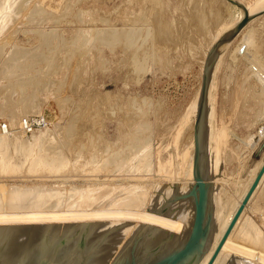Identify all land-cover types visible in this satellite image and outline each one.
Returning <instances> with one entry per match:
<instances>
[{
    "label": "rangeland",
    "instance_id": "1",
    "mask_svg": "<svg viewBox=\"0 0 264 264\" xmlns=\"http://www.w3.org/2000/svg\"><path fill=\"white\" fill-rule=\"evenodd\" d=\"M2 1L0 0L3 8L6 5L5 7L10 9L8 8L6 11L5 8L0 11V14L3 10L7 12L3 11L4 14H1L3 19L7 18V21L3 20L5 25L2 23V26H4L0 28L1 31L4 30L0 35V40H2L0 41V47H2L0 48V125L8 122L11 127V133L3 134L0 131V136L6 137L3 139L6 142L8 139L9 144L7 142V145L9 146L11 143V146L7 148L6 142L1 141L2 138H0V142H4V144H0L1 146L3 145L0 148L3 153L6 148L8 151L11 150L12 156L8 154L10 156L8 158H13L11 159L12 162H9L11 160L7 158V152L5 151L4 153L5 157L0 151L2 154L0 163L2 162L3 164L5 162L7 165H0V180L2 179L0 181V191L6 190L5 192H0L2 195H0V213H3L4 210L7 214H9L7 211L11 213L17 212L20 217H23L21 219L30 215L25 218L27 219L25 222L29 221L30 223L27 222L26 229H24L25 224L22 223L24 220L22 221L19 218L20 222H16V224H19L15 225L16 229H14L12 237H10V246L8 245L7 247V249L9 248L8 251L0 252L6 253L4 256L7 259L11 256L12 259L21 254L23 255V253H25V257L28 258L29 254L31 257V253L33 254L34 252L33 249L36 248L40 241H45V237L46 240H51V238H54L52 235L55 233L53 235L55 236L59 232L57 239L58 237L60 239L54 245V249L56 248L55 246L58 248L63 242L68 241L67 239L73 242L75 240L80 241L81 238L79 243H75V247L77 250L81 249L84 254L80 256V259L83 257L81 260H75L76 264H120L122 260L124 262L122 261L121 264H151L163 256L174 254L183 247L180 246V241L182 240L184 245L194 234L197 215L196 203H198L201 195L198 189L199 184L195 178L197 156L196 129L200 121V114L203 113L201 118L203 128H201L200 135L203 143L205 140L202 170L207 178L206 183L208 185V207L203 226L205 239L207 237L208 239L206 241L204 239V248L202 247V250L197 252L196 261L194 260L197 264L199 259L198 264H201L203 258L209 253L208 251H211L209 248L215 245L214 243L217 242L227 221L241 204L243 200L241 196L244 195L249 180L253 178L254 171L264 161V135L260 134V129L264 126V11L261 12V9L264 10V0H234L239 2V4L232 2V0H13L12 4L16 2L14 5H11L10 0H5L3 3ZM6 1H9L10 5ZM1 4L0 9L2 8ZM243 6L247 9L243 8ZM253 8L257 9L254 10ZM246 13L257 14L253 16L249 25L245 26L237 34V24ZM11 16L15 19L14 21ZM250 37L251 39L249 40ZM250 42L253 45H248L251 44ZM2 68L3 70H1ZM208 68H210L209 82L212 83H209L208 93L203 97L204 76ZM17 113L20 115H16ZM16 116L17 119L19 118L18 120L13 119ZM26 117L42 118L44 124L35 132L25 134L19 125ZM14 121L15 125L13 124ZM16 122H19V124ZM18 131H20L22 136L18 134ZM217 134L220 135V138L216 137L219 136ZM35 135H37V139ZM256 136H260V139L254 144ZM9 138L11 140L16 139V142L21 140L22 143L19 142L21 147L16 145L18 143H15L14 140H10V142ZM35 144H37L36 146L39 150L46 152L47 156L45 155V157L48 159L50 158L48 156L49 153L51 158H53L52 154L60 156L63 154L62 156H66L64 159L62 156H58V158L60 157L58 162L61 158L63 159L61 160L62 162H59L60 164L55 162L57 160L56 156L55 161L52 163V166L56 163L54 167L57 166L59 168L60 165L63 168L69 162L70 166H72L71 164L76 162L75 164L77 165V162L80 161L79 163H81L82 161L88 169H85L84 166L82 167V164H78L79 166L77 165V167L74 164L73 168L71 167L72 171L69 169L68 164L66 166L68 170L66 167L64 169L52 167L53 171L51 165H49L52 162L51 158L48 161L49 163H46L47 158L43 157L42 159L44 154L36 151L38 148L34 146ZM4 146L6 147L4 148ZM31 146L36 149L32 150ZM17 149L20 150L18 151ZM28 151L39 152V155L36 153L34 156L38 158V155L39 160L33 158V152H31L33 155L31 153L30 155ZM40 154L42 155L41 157ZM187 154L189 158L186 157ZM24 156L32 157L30 160L25 157L26 161H24ZM4 158L5 160L8 159L10 165L6 163L7 160L4 161ZM32 158L36 161H33ZM69 159L71 160L69 161ZM22 161L24 162L22 163ZM27 161L28 163H26ZM30 161L36 168L34 167L33 169L29 165ZM38 161L42 162V164L45 162L46 166H50L51 169L49 168V171L52 170L51 173H48L50 175H46L47 177L42 175L43 172L45 174L48 171V168L43 166L44 164L39 165ZM15 162L18 165L26 163L29 169L31 167L34 170H32L33 173L29 172L32 176L29 175L28 177L29 173L26 175L28 169L25 165V167L23 166L24 170H26H23L24 174L23 171H20L23 167L16 165ZM35 162H38L37 165L41 166L40 168L38 167L40 172L37 170V174ZM11 163L15 164H12L13 167L22 168L16 167L15 170L17 171L13 173L15 171L14 168L13 172L12 169L7 170L10 166L12 167ZM62 163L64 166L61 165ZM33 164L31 165L33 166ZM215 165L216 170L214 168ZM80 166L82 169L76 170ZM6 167L7 172L4 170ZM1 168L7 176L1 171ZM60 169L63 171L67 170V172L65 173V171L63 172ZM18 170L20 175H18ZM78 170L80 173H77ZM210 170L213 173L209 172ZM11 172L14 176L11 175ZM54 172L55 174L56 172L60 174L55 175ZM72 172L73 174H70ZM33 175L38 176L34 177ZM32 182L41 183V186L33 183L34 186ZM14 185H18L17 188L16 186L12 187ZM21 186L26 188L22 189ZM35 187L37 188L36 191ZM85 192L88 194L87 196ZM3 193L6 196L4 195L3 197ZM25 194L27 201H24ZM50 194L53 195L51 196ZM55 194H58L57 197ZM60 194H63V196L69 194L68 196L73 195V197L70 199L67 196L68 200L66 197L65 199L63 197L60 198ZM89 194L95 195L96 198L94 197L95 199L93 200V196L91 197ZM255 194L253 200L249 201L239 218L236 227L231 232L227 244L219 255L217 264H239L242 261H237V259H241V256L246 257L245 259L242 258L245 264H247L248 260V264L264 263V261H261L264 260V254H262L264 253V245L261 244L264 243V239H262L264 237V181ZM125 196L126 199L124 198ZM130 196L132 199L135 196L133 200L130 199L134 203H132L133 205H137L136 207L131 206L133 210L128 205L131 204L128 199ZM183 196L186 198L183 199ZM190 196L192 203L187 199ZM217 196H221L220 198L222 199L219 200ZM32 197L35 198L33 199ZM86 197L87 199H85ZM88 197H91L92 200ZM99 197L101 198L99 199ZM119 197L122 201L127 200L128 203L123 201L125 205L121 202L122 207L121 203L119 204V200H121ZM216 197L217 201L214 199ZM31 198L32 200H30ZM36 199H39L40 204ZM28 200L30 201L28 202ZM45 200H48L47 205H50V203L55 205L50 208L51 213H48L51 205L49 207L46 206ZM80 200L86 203L89 202V204L81 203ZM179 200L183 201L185 206H182L183 202L180 203ZM50 201L58 203L55 202L54 204V202ZM90 201H93L91 205ZM106 201L107 203H105ZM176 201H179L181 206ZM41 202L44 203L42 204ZM98 202L99 207L98 205L94 206ZM188 202H190L191 206ZM63 203L65 205H60ZM31 205L33 206L32 208ZM41 205H44V210L48 207L46 210L48 212L44 211L48 213L47 216L44 215V212L42 213L43 208ZM114 205H116V210ZM118 205H120V211L117 210L119 209L117 208ZM124 205L127 210L123 209ZM56 206L58 207L56 208ZM60 206H64V209ZM73 206H77L82 211V214L86 212L85 210L87 212L91 210L92 213L80 215V210L77 207L75 209ZM192 206L195 208L191 209ZM218 206H221L219 207L220 209H218ZM11 207H14L13 211L9 210ZM54 207L58 212L54 211L56 210ZM59 207L64 211L58 210L60 209ZM68 207L69 209L73 207L78 212L72 209L71 211ZM121 207L124 212L129 209V213H123ZM181 207L187 208V211L184 208L185 220L188 219L189 215L193 214L188 221L184 220L185 216L180 209ZM177 208L180 209V213L182 211L181 216ZM214 208L221 211L215 212L213 211ZM39 209L41 217L34 213L35 211L39 213ZM52 209H54L53 212ZM145 209L150 213L152 210V213H148ZM153 209L155 210L154 215H152ZM170 209H177L179 215L176 214L177 210L175 213V211H170ZM130 210L134 211L135 215H131L132 212ZM165 210L169 211L167 212L168 214L172 212L175 216H180V218L170 214L174 218L170 217L171 219H168L169 215L167 216V213L164 212ZM72 212L73 214L75 212V216L71 214ZM186 212L188 213L185 214ZM60 213L63 216L65 215L64 223L61 222L64 217L60 216ZM66 213L71 216L67 214L68 217ZM103 213H107V215H103ZM49 214L55 217H51ZM55 214H59L58 216L60 217ZM101 215L104 222L110 226L105 225L104 222H99L98 224V221H102ZM108 215L109 217H105ZM147 215L152 220L146 218ZM158 215L159 217H157ZM32 216L37 218L34 220L36 225H33L34 221L32 219L34 218ZM42 216L45 217L43 218ZM216 216L219 221L217 218L213 219ZM53 218L58 219L54 220ZM69 218L76 219L75 222L77 221L76 223L78 224ZM81 218L86 219V221ZM94 218L98 220L96 221ZM176 218H183L182 220L185 222ZM42 219L43 222L41 221ZM48 219L50 220L48 221ZM57 220L60 221L59 223L62 227L59 226L61 228L57 224L55 225V222H58ZM216 220L217 223H214ZM69 221L74 225H69ZM189 221V228H186ZM50 222L54 223V226ZM143 222L146 224H143ZM180 222L181 224L179 225ZM131 223L135 226H132ZM28 224L30 231L27 227ZM213 224L217 229L212 228ZM215 224L218 225L216 226ZM41 225L42 228L44 225L43 229H40ZM66 225L68 229L70 228L69 230L66 229ZM71 225L74 226V229L71 228ZM84 225L88 226V230L87 228L82 229ZM137 225L142 228H137ZM145 225L146 229H149L148 231L145 230ZM36 226L39 228L37 229ZM55 226L58 227L56 230ZM104 226H107L108 229ZM127 227L130 230H128L129 233L125 230ZM20 228L23 230V234H21ZM45 229L49 231H45ZM101 229L105 231L101 233ZM135 229H137L136 234H134ZM160 229H163V231L172 229L171 232L173 233H176V230L179 231L176 237L171 232L170 235L169 232H164L163 235L165 236L167 233L168 237L165 236L164 238L162 235L163 241L160 238L162 237L161 233H158ZM208 229H212V232L210 230L209 233ZM24 230L26 231L25 233ZM84 230L85 232H83ZM123 230L126 231V235ZM35 231L38 234L34 233ZM163 231L161 230L160 232L163 233ZM180 231H183L182 233L186 236H182L183 234ZM39 232L44 234L40 233L41 236ZM69 232L72 237L74 236V239L72 237L70 239L71 234ZM89 232L91 233L88 234ZM130 232L131 234L133 233V236L130 235ZM214 232L215 234H211ZM80 234L81 236H79ZM95 234H99V236ZM127 234L130 236H127ZM148 234L149 236L152 234L151 237L161 240V242L156 240V243L153 238L148 239ZM260 235L261 237L258 239ZM135 236L141 238L137 241ZM38 237L41 238L39 239ZM92 237H94V240ZM113 237L116 241H114ZM119 237L123 240V243ZM179 237L181 238L179 239ZM186 237L188 239H184ZM28 238L29 240H27ZM31 238L33 241L39 239V242L36 240L37 243L33 244ZM167 238L171 239V241L178 238V241L176 240L177 243L176 241L169 243L170 240ZM256 238L258 239L257 243L260 242L261 245L255 244ZM143 239H145L144 241L148 240L149 243L143 244L145 243ZM211 239L214 243L212 241L208 242ZM26 240L28 242H25ZM24 242L25 244H30H26L28 248L24 246ZM88 242H90V246L87 249ZM120 242L123 245H120ZM124 242L126 244L130 242V244L126 246ZM160 243L162 247L165 246L164 249L159 246ZM31 244H33L32 247H29ZM167 244L169 246L173 244L172 248L175 250L172 251L171 248L170 252H168ZM115 246L119 249L120 246H123V250L113 248ZM24 247L25 249L27 248L26 251H29V254L23 249ZM103 248L108 249L104 250ZM114 249L116 253L113 252ZM9 251L12 252V255ZM14 251L16 254L18 252L20 254L16 255ZM201 251L206 255L202 254ZM51 253L53 251H49L48 255L51 256ZM67 253H70V251L62 254L65 256ZM1 256L0 259H3L4 257ZM200 256L201 258H199ZM262 256L263 258H261ZM120 257L122 260H119L121 259ZM95 258L98 259L96 260ZM195 263L193 262V264Z\"/></svg>",
    "mask_w": 264,
    "mask_h": 264
},
{
    "label": "bare ground",
    "instance_id": "2",
    "mask_svg": "<svg viewBox=\"0 0 264 264\" xmlns=\"http://www.w3.org/2000/svg\"><path fill=\"white\" fill-rule=\"evenodd\" d=\"M1 1H2V0H1ZM4 1H5V0H4ZM4 1H2V3H3ZM10 1H11V5H14V4L16 3V2H15V3L12 4V1H13V0H10ZM8 2H9V1H8ZM8 2L6 1V3H8ZM13 2H14V1H13ZM232 2H233V1H232ZM0 4H1V2H0ZM1 5H2V4H1ZM4 5H5V3H4ZM8 5H10V4L8 3ZM31 5H32V4H31ZM234 5H235V4H234ZM5 6H6V5H5ZM5 6H4V8H3V5H2V8L0 9V11H1L2 9H5V8H6ZM29 6H30V5H29ZM236 6H237V5H236ZM256 6H257V5H256ZM260 6H261V5H260ZM262 6H263V5H262ZM10 7H12V6H10ZM27 7H28V6H27ZM237 7H238V6H237ZM252 7H253V6H252ZM254 7H255V6H254ZM8 8H9V7L6 8V11H7ZM28 8H29V7H28ZM230 8H231V7H230ZM9 9H10V8H9ZM15 9H16V8H15ZM240 9H241V8H240ZM242 9H243V8H242ZM250 9H252V8H250ZM253 9L256 10L257 8H256V9L253 8ZM258 9H259V8H258ZM13 10H14V8L12 9V12H13ZM261 10H262V9H261ZM3 11L5 12V10H3ZM3 11H2L1 14H4ZM240 11H241V10H240ZM250 11H251V10H250ZM16 12H17V11H16ZM248 12H249V11H248ZM253 12H254V11H253ZM5 13H7V12H5ZM156 13H157V12H156ZM229 13H230V12H229ZM240 13H242V12H240ZM250 13H252V12H250ZM250 13H249V14H250ZM1 14H0V15H1ZM9 14H10V13H9ZM242 14H243V13H242ZM5 15H6V14H5ZM6 16H7V15H6ZM240 16H241V15H240ZM256 17H257V16H256ZM11 18H12V16H11ZM30 18H31V17H30ZM240 18H241V17H240ZM259 18H260V17H259ZM5 19H6V20H5ZM5 19H3L2 15L0 16V28H1V27L3 28V26L5 25L4 23L7 21V18L5 17ZM64 19H65V18H64ZM241 19H242V18H241ZM252 19H253V18H252ZM252 19H251V20H252ZM3 20L5 21L4 23H3ZM12 20L14 21L15 19L12 18ZM142 20H143V19H142ZM236 20H237V18H236ZM251 20L249 21V23L251 22ZM259 21H260V20H259ZM262 21H263V19H262ZM155 22H156V21H155ZM233 22H234V21H233ZM2 23L4 24L3 26H2ZM249 23H248L247 25H249ZM136 24H137V23H136ZM151 24H152V23H151ZM251 24H252V23H251ZM260 24H261V23H260ZM7 25H8V24H7ZM158 25H160V24L158 23ZM247 25H246V26H247ZM263 26H264V25H263ZM225 27H226V26H225ZM7 29H8V28H7ZM5 30H6V29H5ZM133 30H134V29H133ZM3 31H4V30L1 31V29H0V35H1V33H3ZM8 31H9V30H8ZM136 31H137V30H136ZM138 31H139V30H138ZM140 32H141V31H140ZM140 32H139V33H140ZM150 32H151V31H150ZM105 33H106V32H105ZM159 33H160V32H159ZM239 33H240V32H239ZM151 34H152V33H151ZM237 34H238V32H237ZM7 35H8V34H7ZM106 35H107V34H106ZM155 35H156V34H155ZM3 36H4V35H3ZM141 36H142V35H141ZM146 36H147V35H146ZM249 36H250V35H249ZM251 36H252V34H251ZM5 37H6V36H5ZM5 37H4V38H5ZM136 37H137V36H136ZM157 37H158V36H157ZM0 38H1V37H0ZM105 38H106V36H105ZM233 38H234V37H233ZM252 38H253V37H252ZM135 39H136V38H135ZM140 39H141V38H140ZM250 39H251V37L249 38V40H250ZM164 40H165V39H164ZM164 40H163V41H164ZM249 40H247V41H249ZM255 40H256V39H255ZM0 41H2V40H0ZM106 41H107V40H106ZM137 41H138V40H137ZM146 41H148V40H146ZM155 41H156V40H155ZM251 42H252V41H251ZM251 42H250V43H251ZM253 42H254V38H253ZM0 43H1V42H0ZM144 43H145V42H144ZM174 43H175V42H174ZM172 44H173V43H172ZM255 44H256V43H255ZM262 44H263V43H262ZM0 45H1V44H0ZM4 45H5V44H4ZM137 45H138V44H137ZM143 45H144V44H143ZM143 45H142V46H143ZM248 45H253V44L251 43V44H248ZM248 45H247V47H248ZM2 46H3V45H2ZM255 46H256V45H255ZM259 46H260V45H259ZM253 47H254V46H253ZM261 47H262V46H261ZM0 48H2V47H0ZM245 48H246V46H245ZM248 48H249V47H248ZM254 48H255V47H254ZM244 50H245V49H244ZM0 51H1V49H0ZM21 51H22V50H21ZM235 52H236V51H235ZM16 54H17V53H16ZM242 54H243V53H242ZM0 55H1V54H0ZM4 55H5V54H4ZM11 56H12V55H11ZM9 57H10V56H9ZM0 58H1V57H0ZM138 58H139V57H138ZM3 62H5V61H3ZM6 63H7V62H6ZM254 63H255V62H254ZM257 64H258V63H257ZM0 65H1V64H0ZM258 66H259V65H258ZM6 69H7V68H6ZM1 70H3V68H2ZM16 70H17V69H16ZM217 72H218V71H217ZM215 73H216V72H215ZM212 76H214V75H212ZM212 78H214V77H212ZM209 83H210V82H209ZM211 83H212V82H211ZM211 83H210V84H211ZM213 84H215V83H213ZM213 84H212V85H213ZM214 86H215V85H214ZM211 87H212V86H211ZM214 91H215V90H214ZM207 93H208V92H207ZM253 93H254V92H253ZM261 93H262V91H261ZM262 94H263V93H262ZM211 95H213V94L211 93ZM254 95H255V94H254ZM216 99H217V98H216ZM211 101H212V100H211ZM202 102H203V101H202ZM196 104H197V103H196ZM210 104H211V103H210ZM202 106H203V103H202ZM212 106H213V104H212ZM199 108H200V107H199ZM11 109H12V108H11ZM195 109H196V108H195ZM200 109H201V108H200ZM31 110H32V109H31ZM238 110H239V109H238ZM23 111H24V110H23ZM26 111H27V110H26ZM26 111H25V112H26ZM201 111H202V109H201ZM11 113H12V112H11ZM14 113H15V112H14ZM19 113H20V112H19ZM19 113H17L16 115H18ZM19 115H20V114H19ZM200 115H201V114H200ZM19 117H20V116H19ZM13 119H17V116H16V118H13ZM18 119H19V118H18ZM18 119H17V120H18ZM21 119H22V118H21ZM206 119H207V118H206ZM213 119H214V118H213ZM17 120H16V121H17ZM20 121H21V120H20ZM205 121H207V120H205ZM205 121H204V122H205ZM216 122H217V121H216ZM16 123H17V122H16ZM13 124L15 125V121L13 122ZM17 124H19V122H18ZM17 124H16V125H17ZM210 125H211V124H210ZM216 125H217V124H216ZM19 126H20V125H19ZM213 127H214V126H213ZM15 128H16V127H15ZM202 128H203V127H202ZM216 128H217V127H216ZM213 129H214V128H213ZM223 129H224V128H223ZM53 131H54V130H53ZM216 131H217V130H216ZM22 132H23V131H22ZM22 132H21V133H22ZM51 132H52V131H51ZM60 132H61V131H60ZM218 132H219V131H218ZM16 133H17V131H16ZM16 133H15V135H17ZM53 133H54V132H53ZM221 133H222V131H221ZM221 133H220V135H221ZM13 134H14V133H13ZM18 134L20 135V131H18ZM68 134H69V133H68ZM222 134H223V133H222ZM200 135H201V133H200ZM217 135H219V134H217ZM220 135H219V136H216V137L220 138ZM20 136H22V135H20ZM35 136H36L35 138L37 139V138H38L37 135H35ZM43 136H44V135H43ZM53 136H54V135H53ZM202 136H204V135H202ZM39 137H40V134H39ZM45 137H46V136H45ZM0 138H2L1 141H5V142H6V140H4L6 137H1V136H0ZM3 138H4V139H3ZM49 138H50V137H49ZM47 139H48V138H47ZM10 140H11V139L9 138V141H10ZM13 140H14L15 143H18V144H16V145H18V146L21 145V144L19 143V142H21V140H20V141L17 140V142L15 141L16 139H13ZM13 140H11V141H13ZM49 140H50V139H49ZM11 141H10V142H11ZM42 141H43V140H42ZM7 142H8V139H7ZM7 142H6L5 145H7ZM23 142H24V141H23ZM92 142H93V141H92ZM94 142H95V141H94ZM202 142H203V139H202ZM1 143H2V142H0V144H1ZM21 143H22V142H21ZM2 144H4V142H3ZM8 144H9V142H8ZM29 144H30V143H29ZM91 144H93V143H91ZM204 144H205V140H204V143H203V148H204ZM30 145H31V144H30ZM36 145H37V144H35L34 146H35L36 148H38ZM10 146H11V143H10L9 146L7 145V148H8V147L10 148ZM13 146H14V145H13ZM13 146H12V147H13ZM34 146H33V147L31 146L32 150L35 148ZM39 146H40V145H39ZM239 146H240V145H239ZM0 147H3V145H2V146L0 145ZM5 147H6V146H4V148H5ZM20 147H21V146H20ZM7 148H6V149H7ZM14 148H15V147H14ZM14 148H12V149H14ZM17 148H18V147H17ZM22 148H23V147H22ZM36 148H35V149H36ZM6 149L3 150V151H4V153H5V151L7 152V158H8V157H10V156H8V154H10L11 156H12V154H11V152H10L11 150L8 151V150H6ZM20 149H21V148H20ZM20 149H19V150H20ZM44 149H45V148H44ZM17 150H18V149H17ZM19 150H18V151H19ZM26 150H28V149H26ZM29 150H30V149H29ZM58 150H59V149H58ZM0 151L2 152V149H1V148H0ZM24 151H25V150H24ZM36 151L43 152V151L39 150V148H38ZM36 151H35V152H36ZM48 151H49V149H48ZM203 151H204V149H203ZM1 152H0V154H1ZM9 152H10V153H9ZM31 152H33V151H31ZM31 152L28 151L29 154H30ZM57 152H58V151H57ZM189 152H190V151H189ZM2 153H3V152H2ZM4 153H3V156H5ZM25 153H26V152H25ZM28 153H27V154H28ZM33 153H34V152H33ZM36 153H37V152H36ZM36 153H34V155L31 153V154L33 155V158H36V157H34ZM38 153H39V152H38ZM38 153H37V154H38ZM45 153H46V152H43V154H44L43 156L41 155L42 153L40 154V157L42 156V159H43V157H45V155L47 156V154H45ZM48 153H49V152H48ZM20 154H21V153H20ZM27 154H25V155H27ZM29 154H28V155H29ZM31 154H30V155H31ZM190 154H191V153H190ZM15 155H16V154H15ZM30 155H29V156H30ZM38 155H39V154H38ZM38 155H37L38 158H36V159L39 160V156H38ZM62 155H63V154H62ZM62 155H61V156H62ZM71 155H72V154H71ZM74 155H75V154H74ZM78 155H79V154H78ZM80 155H81V154H80ZM1 156H2V154L0 155V157H1ZM16 156H17V155H16ZM48 156L51 158L50 153L48 154ZM52 156H53V158H51L52 162H50L51 164H49V165H51V168L54 167L55 164H56V163H55L54 166H52V163L55 161V157L57 156V158H56L57 160H56L55 162H58V159H60V157H61V156L58 155V154H57V155H53V154H52ZM58 156H60V157L58 158ZM106 156H107V155H106ZM5 157H6V156H5ZM25 157H26V159L28 158L27 156H24V161H26ZM31 157H32V156H31ZM31 157L28 158V159L30 160ZM62 157H63V159H64V157H66V156H62ZM76 157H78V156H76ZM186 157H188V154H187ZM2 158H3V157H2ZM2 158H1V160H2ZM12 158H13V157H12ZM12 158H11V159H12ZM33 158H32V159H33ZM45 158H47V157H45ZM50 158H49V159L47 158V161L44 159V160L46 161V163H49L48 161L50 160ZM67 158H68V157H67ZM67 158H66V159H67ZM188 158H189V157H188ZM8 159H10V158H8ZM8 159H6V160H7L6 163H8V165H10L9 162H12V160L10 159L11 161L8 162ZM53 159H54V160H53ZM63 159L61 158V160H63ZM89 159H90V158H89ZM6 160H5V158H4V161H6ZM22 160H23V159H22ZM34 160H35V159H33V161H34ZM40 160H41V158H40ZM61 160H60L59 162H62ZM70 160H71V159H69V161H70ZM74 160H75V159H74ZM74 160H72V161L75 162L76 160H75V161H74ZM2 161H3V160H2ZM24 161H22V163H23ZM35 161H36V160H35ZM42 161H43V160H42ZM65 161H67V160H65ZM65 161H64V163H65ZM69 161H68V162H69ZM77 161H78V160H77ZM187 161H188V160H187ZM13 162H14V161H13ZM38 162H39V161H38ZM38 162H37V163L35 162V165H37ZM59 162H58V163H59ZM73 162H71V163H73ZM79 162H80V161H79ZM79 162H77V163H78V164H82V167H83L85 163L83 164L82 161H81V163H79ZM92 162H93V161H92ZM15 163H16V162H15ZM26 163H28V161H27ZM26 163H24L25 166H26ZM39 163H40L39 165L42 164V162H39ZM46 163L44 162V163H43L44 165H43V164H42V165H43V166H46ZM75 163H76V162H75ZM75 163H74V164H75ZM93 163H94V162H93ZM212 163H213V162H212ZM263 163H264V161L260 164V166L258 167V169H257L256 171H254V173H253V175H252L253 178H252L251 180H249V184H248L247 187L245 188L244 195L241 196V198H244L245 194L247 193V191H248L250 185L252 184V182L254 181V179H255V177H256L258 171L260 170L261 166L263 165ZM4 164H5V162H4L3 164H2V162L0 163V165H3V166H4ZM12 164L15 165L14 163H11V165H12ZM19 164H20V163H19ZM31 164H33V163L30 161L29 165L34 169V167H35L34 164H33V166H32ZM59 164H60V163H59ZM59 164H58V165H59ZM68 164H69V166H68L69 169L73 171V169H71V167H72L74 164H71L72 166H70V162L67 163V165H68ZM78 164H77V165H78ZM177 164H178V163H177ZM5 165H6V164H5ZM13 165H12V167L10 166L11 168L8 166L9 168L7 169V167H6L4 170H6V169H7V170L12 169V172H13V168H14V170H15V168L18 167V166H20V165H21L22 167L24 166L23 164L18 165V163H16V165H18V166H16V167H15V166L13 167ZM29 165H28V166H29ZM39 165H37V169L35 170V171H36V174H37V172L40 170L39 168H40L41 166H39ZM61 165L64 166L63 163H62ZM65 165H66V163H65ZM67 165H66V166H67ZM75 165H76V164H75ZM77 165H76L75 167H77ZM212 165H213V164H212ZM3 166H2V167H3ZM6 166H7V165H6ZM25 166H24V167H25ZM66 166H64V167L62 168V167L59 165V168L61 167V169H64ZM78 166H79V165H78ZM85 166H86V165H85ZM85 166H84V168H85V169H88V168H86ZM22 167H20V168H22ZM24 167H23L22 170H21L19 167H18V168L20 169V171H23V170H24ZM26 167H27V166H26ZM31 167H30V169L27 167L28 171H27L26 175H27L30 171H31V173H33L34 170L31 169ZM38 167H39V168H38ZM56 167H57V166H56ZM56 167H54V168H56ZM87 167H88V166H87ZM91 167H92V165H91ZM177 167H178V166H177ZM3 168H4V167H3ZM35 168H36V167H35ZM46 168H48V169H47L48 171L46 170L47 172H45V174H43L44 172L42 173L43 170L41 171L42 175L45 176V177H47L46 175H50V174H48L49 172H50V173L52 172V170L49 171L50 166H49V167L46 166ZM51 168H50V169H51ZM59 168L57 167V169H59ZM72 168H73V167H72ZM84 168H83V170H84ZM211 168H212V167H211ZM214 168H215V170H216V165H215ZM38 169H39V170H38ZM41 169H42V168H41ZM52 169H53V168H52ZM61 169H60V170H61ZM66 169L68 170L67 167H66ZM77 169H80V170H81L82 168H81V166H80V168L78 167V168H76V170H77ZM104 169H105V168H104ZM212 169H213V168H212ZM212 169H211V170H212ZM7 170H6V172H7ZM32 170H33V171H32ZM37 170H38V171H37ZM44 170H45V167H44ZM55 170H56V169H55ZM60 170H59V172L61 173V171H63V170H61V171H60ZM67 170H66V171L64 170L65 173L67 172ZM74 170H75V168H74ZM83 170H82V171H83ZM92 170H94V169H92ZM105 170H106V169H105ZM211 170H210L209 172H212ZM1 171H2V168H1ZM16 171H17V170H15L13 173H16ZM24 171H26V170H24ZM24 171H23V172H24ZM53 171H54V169H53ZM57 171H58V170H57ZM64 171H63V172H64ZM89 171H91V170H89ZM2 172L5 173V171H2ZM8 172H9V171H8ZM12 172H11V175H12ZM39 172H40V171H39ZM59 172H56V174H55V172H54V174L57 175ZM69 172H70V171H69ZM74 172H76V171H74ZM87 172H88V171H87ZM9 173H10V172H9ZM18 173H19L18 175H20L19 170H18ZM21 173H22V172H21ZM34 173H35V172H34ZM41 173H40V175H41ZM60 173H59V174H60ZM77 173H80V171L78 170ZM212 173H213V172H212ZM5 174H6V173H5ZM24 174H25V172H24ZM24 174L22 173V175H24ZM63 174H64V173H63ZM70 174H73V172L70 173ZM1 175H2V174H1ZM15 175H17V174H15ZM29 175H31V174L29 173V174H28V177H29ZM38 175H39V174H38ZM38 175H35V176L37 177ZM40 175H39V176H40ZM68 175H69V174H68ZM82 175H83V174H82ZM6 176H7V174H6ZM8 176H9V175H8ZM12 176H14V175H12ZM31 176H32V175H31ZM33 176H34V175H33ZM35 176H34V177H35ZM62 176H63V175H62ZM65 176H66V175H65ZM0 177H1V176H0ZM2 177H3V175H2ZM9 177H10V176H9ZM12 178H13V177H12ZM1 180H2V179H1ZM1 180H0V181H1ZM10 180H11V179H10ZM263 181H264V176H263V178H262V180H261V182H260L259 187L257 188V190H256L255 192H257V191L260 189L261 184H262ZM33 183H35V182H32V184H33ZM36 183H37V182H36ZM36 183H35V184H36ZM3 184H4V183H3ZM32 184H30V185H32ZM37 184H39V183H37ZM40 184H41V183H40ZM40 184H39V185H40ZM30 185H29V186H30ZM33 185H34V184H33ZM33 185H32V186H33ZM10 186H11V185H10ZM15 186H16V185H14V186H12V187H15ZM17 186H18V185H17ZM17 186H16V188H17ZM34 186H35V185H34ZM40 186H41V185H40ZM23 187H24V185H23ZM18 188H19V187H18ZM21 188H22V186H21ZM25 188H26V187H25ZM25 188H22V189H25ZM28 188H30V187H28ZM31 188L34 189L33 187H31ZM37 188H38V186H37ZM37 188L35 187V191H36ZM40 188H41V187H40ZM42 189H43V188H42ZM1 190H2V189H1ZM40 190H41V189H40ZM3 191H4V190H2V191H0V192L2 193ZM5 191H6V190H5ZM5 191H4V192H5ZM32 191H33V190H32ZM38 191H39V189H38ZM38 191H37V192H38ZM39 192H40V191H39ZM9 193H10V192H9ZM16 193H17V192H16ZM77 194H78V192H77ZM77 194H74V195H77ZM85 194H86V192H85ZM0 195H1V194H0ZM4 195H5V193H3V197H4ZM8 195H9V194H8ZM12 195H13V193H12ZM23 195H24V194H23ZM46 195H49V194H46ZM50 195H51V194H50ZM52 195H53V194H52ZM52 195H51V196H52ZM55 195H56V194H55ZM55 195H54V196H55ZM57 195H58V194H57ZM57 195H56V197H57ZM60 195H61V194H60ZM65 195H66V194H65ZM68 195H69V194H68ZM68 195H67V196H68ZM87 195H88V194H86V196H87ZM89 195H90V194H89ZM96 195H97V194H96ZM98 195H99V194H98ZM212 195H213V194H212ZM215 195H216V194H215ZM255 195H256V194L254 193V195L252 196L251 200H253V198H254ZM1 196H2V195H1ZM5 196H6V195H5ZM10 196H11V194H10ZM15 196H16V195H15ZM15 196H13V197H15ZM29 196H30V195H29ZM67 196H63V194H62V195L60 196V198L63 197V198L65 199V197L67 198ZM90 196H91V197L93 196V198H92L93 200L96 198L95 195H93V194L90 195ZM140 196H141V195H140ZM145 196H146V195H145ZM148 196H149V195H148ZM161 196H162V195H161ZM164 196H165V194H164ZM164 196H163V197H164ZM21 197H22V196H21ZM58 197H59V196H58ZM69 197H70V199H71V197H73V195H72V196H71V195L68 196V198H69ZM75 197H76V196H75ZM83 197H84V194H83ZM83 197H82V198H83ZM91 197H88V198L91 199ZM94 197H95V198H94ZM163 197H162V198H163ZM183 197H184V196H183ZM183 197H182V198H183ZM213 197H214V195H213ZM217 197H218V196H217ZM217 197L214 198V199L216 200ZM220 197H221V196H220ZM220 197H218L219 200L222 199V198H220ZM32 198L34 199L35 197H32ZM32 198H31L30 200H32ZM36 198H37V197H36ZM38 198H39V197H38ZM68 198H67V199H68ZM100 198H101V197H99V199H100ZM116 198H117V197H116ZM119 198H120V197H119ZM122 198H123V197H122ZM124 198L126 199V196H125ZM130 198H131V196H130L128 199L130 200L129 202H131V204H132V203H133L132 200L135 198V196L133 197V199L131 198L132 200H131ZM136 198H137V197H136ZM185 198H186V197H184L183 199H185ZM18 199H19V198H18ZM39 199L44 200V199H42V198H39ZM39 199H36V200L38 201ZM72 199H73V198H72ZM85 199H87V197H86ZM92 199H91V200H92ZM112 199H113V197H112ZM120 199H121V198H120ZM143 199H144V198H143ZM179 199H181V198H179ZM187 199L190 200V199H191V196H190L189 198H187ZM209 199H211V198H209ZM0 200H1V199H0ZM30 200H28V202H29ZM68 200H69V199H68ZM88 200H89V199H88ZM113 200H114V199H113ZM116 200H117V199H116ZM118 200H119V199H118ZM137 200H138V199H137ZM152 200H153V198H152ZM163 200H164V199H163ZM189 200H188V201H189ZM251 200H250V202H251ZM3 201H5V200H3ZM24 201H27V199H26V194H25V199H24ZM34 201H35V200H34ZM34 201H33V202H34ZM47 201H48V200H45V204L47 203ZM123 201H124V202L126 201V202L128 203L127 200H123ZM123 201H122V199L119 200V204H120L121 202H123ZM140 201H141V199H140ZM147 201H148V200H147ZM155 201H156V200H155ZM179 201H180V200H179ZM179 201H178V202L176 201V203L178 204ZM185 201H186V200H185ZM190 201H191V200H190ZM216 201H217V200H216ZM20 202H21V201H20ZM28 202H27V204H28ZM50 202H54V201H50ZM55 202H56V201H55ZM55 202H54V204H55ZM80 202H81V203H82V202L84 203L85 201L80 200ZM92 202H93V201H92ZM92 202L90 201V205H91ZM116 202H117V201H116ZM116 202H115V203H116ZM124 202H123V204H125ZM135 202L137 203V201H135ZM158 202H159V201H158ZM182 202H183V201H180V203H182ZM218 202H219V201H218ZM218 202H216V203H218ZM241 202H242V201H241ZM11 203H12V202H11ZM15 203H16V205H18L17 202H15ZM35 203H37V202L35 201ZM38 203H39V201H38ZM41 203L43 204L44 202H41ZM56 203H58V202H56ZM85 203H86V202H85ZM87 203L89 204V202H87ZM87 203H86V204H87ZM100 203H101V202H100ZM105 203H107V201H106ZM111 203H112V202H111ZM144 203H145V200H144ZM147 203H148V202H147ZM151 203H152V202H151ZM180 203H179V204H180ZM185 203H187V202H185ZM188 203L190 204V202H188ZM191 203H192V201H191ZM211 203H212V202H211ZM4 204H5V203H4ZM20 204H21V203H20ZM29 204H30V203H29ZM39 204H40V203H39ZM45 204H44V205H45ZM51 204H52V203H50V205H51ZM94 204H95V203H94ZM98 204H99V202H98L97 204H95L94 206H96V205H98ZM116 204H117V203H116ZM131 204H128V205H130V208H132V210H133V207H134L135 205H133L134 203H133L132 205H131ZM140 204H141V203H140ZM179 204H178V205H179ZM183 204H184V202L182 203V206H185V205H183ZM196 204H197V203H196ZM196 204H195V205H196ZM209 204H210V202H209ZM1 205H3V204H1ZM23 205H24V204H23ZM32 205H33V204H32ZM32 205H31V208L33 207ZM44 205H41V207L43 208ZM50 205H49V204H48V205L46 204V206H48V207H49ZM57 205H58V204H57ZM60 205H65V204L63 203V204H60ZM100 205H101V204H100ZM108 205H109V203H108ZM125 205H126V204H125ZM125 205H124V206H125ZM128 205H127V206H128ZM178 205H177V207H178ZM215 205H216V204H215ZM247 205H248V204H247ZM12 206H13V205H12ZM14 206H15V205H14ZM19 206H21V205H19ZM27 206H28V205H27ZM27 206H26V207H27ZM29 206H30V205H29ZM52 206H55V205H51V207H49V209L52 208ZM110 206H111V205H110ZM112 206H113V205H112ZM115 206H116V205H114V207H115ZM119 206H120V205H118V207H117V208H119V209H117L118 211H120V207H119ZM121 206L123 207L122 203H121ZM131 206H133V207H131ZM136 206H137V205H136ZM136 206H135V207H136ZM168 206H169V205H168ZM180 206H181V204H180ZM187 206H188V204H187ZM187 206H186V207H187ZM190 206H191V204H190ZM211 206H213V205H211ZM216 206H217V205H216ZM2 207H3V206H2ZM4 207H5V206H4ZM7 207H8V206H7ZM39 207H40V206H39ZM48 207H46L45 210H44V208H45V207H44V208H43V211L41 210L42 213H43L44 211H46ZM57 207H58V206H56V208H57ZM60 207H61V206H60ZM60 207H59V208H60ZM63 207H64V206H63ZM63 207H61V208H63ZM69 207H71V206H69ZM69 207H68V209H69ZM73 207H74V206H73ZM73 207L70 208L69 210L72 209V210L74 211V210L76 209L75 207H77V206L74 207L75 209H73ZM98 207H99V205H98ZM103 207H104V203H103ZM103 207H102V208H103ZM122 207H121V210H122ZM138 207H139V205H138ZM152 207H154V206H152ZM155 207H156V206H155ZM192 207H193V208H192ZM192 207H191V209H194V208H195L194 206H192ZM207 207H208V206H207ZM219 207H221V206H218V209H220ZM238 207H239V206H238ZM238 207H237V209H238ZM0 208H1V207H0ZM13 208H14V207H13ZM13 208L11 207V209H9V210L13 211V210H12ZM15 208H16V207H15ZM18 208H19V207H18ZM18 208H17V209H18ZM56 208L54 207V209H56ZM61 208L58 209V210H63V209H64V208H63V209H61ZM80 208H81V207H80ZM104 208H105V207H104ZM126 208H127V207L125 206L123 209L125 210ZM128 208H129V206H128ZM130 208H129V209H130ZM168 208H170V207H168ZM171 208H173V207H171ZM184 208H185V207H184ZM184 208H182V207L180 208V209L183 211V215H184ZM189 208H190V207H189ZM6 209H7V208H6ZM28 209H29V208H28ZM28 209H27V210H28ZM35 209H36V208H35ZM35 209H34V210H35ZM40 209H41V208H40ZM40 209L38 210L39 213H38L37 211H35L34 213L40 215ZM49 209H48V210H49ZM54 209H52V212H53ZM77 209H78V207H77ZM83 209H84V208H83ZM83 209H82V210H83ZM129 209H128V211H125V212H124V210H122V211H123V213H126V212L129 213ZM148 209H149V208H148ZM150 209H151V208H150ZM177 209H178V208H177ZM177 209H176V210H177ZM180 209H178V210H179V214H180V216H181V215H182V214H181L182 211H181V213H180ZM210 209H211V208H210ZM218 209H215V208H214V210H213V209H212V210L215 211V212H219V211H221V210L218 211ZM18 210H19V209H18ZM20 210H21V207H20ZM20 210H19V211H20ZM72 210H71V211H72ZM78 210H80V209H78ZM78 210H77V211L75 210V211L78 212ZM111 210H113V209H111ZM115 210H116V207H115ZM126 210H127V209H126ZM176 210H172V209H170V211H173V212L175 211V213H176ZM178 210H177V213H176V214H178ZM185 210L187 211V208H185ZM0 211H1V210H0ZM2 211H3V210H2ZM6 211H7V210H6ZM19 211H18V212H19ZM25 211H26V210H25ZM30 211H31V210H30ZM54 211H57V209L54 210ZM63 211H64V210H63ZM67 211H68V210H67ZM67 211H66V212H67ZM85 211L87 212V210H85ZM88 211H89V210H88ZM122 211H121V212H122ZM143 211H144V210H143ZM143 211H142V212H143ZM145 211H147V210L145 209ZM145 211H144V212H145ZM154 211H155V210L153 209V214H152V215H154ZM188 211H189V210H188ZM209 211H210V210H209ZM4 212H5V210H4ZM4 212H3V213H0V251H5V252H6V251H8V249H9V248L7 249V247H8V245H9V241H10V239H11L10 237H12V234H13L14 229H16L15 225H18V224H19V223L16 224V222H17V221L20 222V220H22V221L24 220V222H25V220H27V219H25V218L29 217L30 215L27 216V217H24V219H21V218H23V217H20V216L17 214L16 211H15L16 213H11L10 211H7V212H9V214H7L6 212L4 213ZM22 212H23V211H22ZM26 212H27V211H26ZM46 212H48V211H46ZM46 212H44V213H45L44 215L47 216L48 213H51V209L49 210L48 213H46ZM57 212H58V211H57ZM68 212H69V211H68ZM81 212H82V211L80 210V211H79L80 215L82 214ZM86 212H85L84 214H88V213L90 214V212L92 213L91 210H90V212H87V213H86ZM130 212H132V211L130 210ZM133 212H134V211H133ZM133 212L131 213V215H133V214L135 215V213H133ZM142 212H140V213H142ZM147 212H148V211H147ZM164 212L167 213V212H169V211L165 210ZM191 212H192V210H191ZM211 212H212V211H211ZM34 213H33V215H34ZM69 213H70V212H69ZM95 213H96V212H95ZM95 213H93V214H95ZM128 213H127V214H128ZM148 213H150V212H148ZM151 213H152V210H151ZM151 213H150V214H151ZM187 213H188V212H186L185 214H187ZM28 214H30V213H28ZM28 214H27V215H28ZM52 214L54 215V213H52ZM62 214H63V212H62ZM62 214L60 213V216H61ZM67 214H68V213H66V215H67ZM71 214H72L73 216H75V215H74L75 212H74V214H73V212H72ZM77 214H78V213H77ZM84 214H82V215H84ZM98 214H100V213H98ZM98 214H97V215H98ZM101 214H102V213H101ZM104 214H105V213H103V215H104ZM136 214H138V213H136ZM144 214H146V213H144ZM150 214H149V215H150ZM161 214H162V212H161ZM170 214H174V213L171 212ZM170 214L167 213V216L169 215V218H168V219L174 218L175 214H174L173 217H172V215H170ZM179 214H178V215H179ZM189 214H190V213H189ZM234 214H235V213H234ZM234 214H233V215L231 216V218L227 221V223H226V225H225L223 231L221 232V234H220L218 240L216 239L217 242L214 243V242L212 241L213 238H212L211 240L208 241V242L212 241V242L215 244L212 248H211V247L209 248V250L211 249V251H208L209 253H207V255H206L205 253H203V251H201L202 254H205V255H206V256L204 255L205 257L203 256V257H204V258H203V261H202V262L200 261L201 264H207V262L209 261L210 257L212 256V254H213L215 248L217 247V245H218V243H219V241H220V239H221L223 233L225 232V230H226V228H227L229 222H230L231 219L233 218ZM24 215H25V214H24ZM31 215H32V214H31ZM42 215H43V214H42ZM49 215H50V214H49ZM53 215H50V216L52 217ZM55 215H56V214H55ZM58 215H59V214H58ZM58 215H56V216H58ZM68 215H70V214H68ZM68 215H67V216H68ZM91 215H92V214H91ZM105 215H107V213H106ZM109 215H110V214H109ZM109 215H108V216H105V217H109ZM141 215H143V213H142ZM149 215H147L148 217L146 216V218H148V219L150 218V219H151V217H149ZM156 215H157V213H156ZM163 215H164V214H163ZM192 215H193V214H192ZM192 215H189V216H188V219H189V217L192 216ZM205 215H206V214H205ZM215 215H216V214H215ZM218 215H219V213H218ZM218 215H217V216H218ZM50 216H48V217H50ZM60 216H58V217H60ZM62 216H63V215H62ZM70 216H71V215H70ZM78 216H79V214H78ZM87 216H88V215H87ZM92 216H93V215H92ZM92 216H91V217H92ZM112 216H113V215H112ZM139 216H140V214H139ZM165 216H166V215H165ZM165 216H163V217H165ZM167 216H166V217H167ZM180 216H179V217H178V216H175V217L180 218ZM184 216H185V215H184ZM194 216H195V215H194ZM217 216H216L215 218L213 217V219H216V218H217V220L219 221V219H218ZM40 217H41V215H40ZM40 217H39V218H40ZM42 217L44 218L45 216H42ZM48 217H47V218H48ZM53 217H55V216H53ZM63 217H64V218L62 219L61 222L64 223L63 220L65 219V215H64ZM68 217H69V216H68ZM95 217H97V216H95ZM101 217H102V215L100 216V218H101ZM110 217H111V216H110ZM115 217H116V216H115ZM140 217H141V216H140ZM157 217H159V215H158ZM170 217H171V218H170ZM182 217H183V216H182ZM211 217H212V216H211ZM211 217H210V218H211ZM19 218H20V220H19ZM30 218H31V217H30ZM30 218H29V219H30ZM32 218H34V217L32 216ZM35 218H36V217H35ZM35 218L32 219V220L34 221ZM86 218H88V217H86ZM152 218H153V217H152ZM178 218H176V219H178ZM192 218H194V217H192ZM29 219H28V220H29ZM36 219H37V218H36ZM40 219H41V218H40ZM53 219L55 220V219H58V218H53ZM53 219H52V220H53ZM69 219H70V218H69ZM69 219H68V220H69ZM71 219H72V218H71ZM71 219H70V220H71ZM81 219H84V218H81ZM88 219H89V218H88ZM94 219H95L96 221L98 220V219H96V218H94ZM101 219H102V218H101ZM105 219H106V218H105ZM108 219H109V218H108ZM121 219H122V218H121ZM124 219H125V218H124ZM160 219H161V217H160ZM164 219H165V218H164ZM164 219H163V220H164ZM176 219H175V220H176ZM182 219H183V218H182ZM182 219H178V220L180 221V220H182ZM185 219H186V216H185L184 220H185ZM188 219L185 220V221H188ZM194 219H195V218H194ZM194 219H193V222H194ZM49 220H50V219H48V221H49ZM59 220H60V219H59ZM68 220H67V221H68ZM73 220H74V219H72V221H73ZM75 220H76V219H75ZM75 220H74V223L77 222V221L75 222ZM84 220L86 221V219H84ZM113 220H114V219H113ZM119 220H120V219H119ZM122 220H123V219H122ZM151 220H152V219H151ZM153 220H156V219H153ZM178 220H177V221H178ZM184 220H182V221H184ZM217 220H216V222H214V223H217ZM30 221H31V220H30ZM33 221H32V222H33ZM41 221L43 222V219H42ZM41 221H40V222H41ZM48 221H47V223H49ZM57 221H58V220H57ZM88 221H89V220H88ZM96 221H94V222H96ZM105 221H107V220H105ZM129 221H130V220H129ZM134 221H135V220H134ZM185 221H184V222H185ZM211 221H212V220H211ZM214 221H215V220H214ZM238 221H239V220H238ZM24 222H22V223L25 224V226H24L25 228H24V229H26V223L29 222V221H27V222H25V223H24ZM34 222H35V224H34ZM34 222H33V225H36V221H34ZM59 222H60V221H58L57 223L55 222V225L57 224L58 227L61 226ZM78 222L80 223V220H79V219H78ZM81 222H82V221H81ZM90 222H92V221H90ZM99 222H104V219H102V221H98V224H99ZM108 222H109V221H108ZM117 222H118V221H117ZM137 222H139V221H137ZM140 222H141V221H140ZM170 222H171V220H170ZM173 222H174V221H173ZM184 222H183V223H184ZM191 222H192V220H191ZM29 223H30V222H29ZM38 223H39V222H38ZM50 223H51V222H50ZM58 223H59V224H58ZM63 223H61V224H62V225H65V224H66V222H65V224H63ZM67 223H68V222H67ZM83 223H84V222H83ZM104 223H105V222H104ZM110 223H111V221H110ZM110 223H109V224H110ZM115 223H116V222H115ZM125 223H127V222H125ZM171 223H172V222H171ZM176 223H177V222H176ZM31 224H32V223H31ZM43 224H44V223H43ZM51 224H52V226H54V225H53L54 223H51ZM51 224H49V225H51ZM70 224H73V223H71V221H69V225H70ZM76 224H78V223H76ZM85 224H86V222H85ZM95 224H96V223H95ZM107 224H108V223H107ZM107 224L105 223V225H107ZM117 224H118V223H117ZM120 224H121V222H120ZM135 224H136V223H135ZM141 224H142V223H141ZM143 224H146V223L143 222ZM143 224H142V225H143ZM147 224H148V223H147ZM149 224H151V223H149ZM172 224H174V223H172ZM180 224H181V222L179 223V225H180ZM189 224H190V221L188 222V225H187V226H186V224H184V225L186 226V228H187V227L189 228ZM236 224H237V223H236ZM39 225H40V224H39ZM49 225H48V227H49ZM59 225H60V226H59ZM73 225H74V224H73ZM82 225H83V224H82ZM87 225H89V224H87ZM90 225H91V224H90ZM126 225H127V224H126ZM126 225H125V226H126ZM131 225H132V226H135V225H133V223H131ZM138 225H139V224H138ZM138 225L136 226L137 228L141 227V226H138ZM177 225H178V224H177ZM215 225H216V224H215ZM217 225H218V224H217ZM217 225H216V226H217ZM66 226H67V225H66ZM75 226H77V225H75ZM96 226H97V225H96ZM101 226H103V225L101 224ZM107 226H110V225H107ZM107 226H104V227H106V228L108 229ZM111 226H112V225H111ZM127 226H129V225H127ZM149 226H150V225H149ZM152 226H153V224H152ZM181 226L184 227L183 225H181ZM191 226H192V225H191ZM213 226H214V224H213ZM213 226H212V228L217 229V228H215V226H214V227H213ZM20 227H21V226H20ZM27 227H28V229H29V231H30L29 224H28ZM31 227H32V226H31ZM55 227H56V226H55ZM58 227H56L55 230H56ZM61 227H62V226H61ZM61 227H60V228H61ZM64 227H65V226H64ZM87 227H88V226H87ZM87 227H86V225H84V227H83L82 229H86ZM98 227H99V226H98ZM98 227H97V229H98ZM104 227H103V228H104ZM129 227H130V226H129ZM129 227H127V228L125 229V230L127 231V233H129V231H130V230H129ZM156 227H157V226H156ZM161 227H162V226H161ZM163 227H164V226H163ZM235 227H236V225H235ZM235 227H234V228H235ZM34 228H35V227H34ZM36 228H37V226H36ZM38 228H39V227H38ZM38 228H37V229H38ZM41 228H42V225H41L40 229H41ZM43 228H44V225H43ZM43 228H42V229H43ZM50 228H51V227H50ZM50 228H49V230H50ZM53 228H54V227H53ZM60 228H59V230H61ZM65 228H66V227H65ZM71 228L74 229V226L71 225ZM75 228H76V227H75ZM94 228H95V226H94ZM94 228H93V229H94ZM130 228H131V227H130ZM141 228H142V227H141ZM150 228H151V226H150ZM169 228H170V227H169ZM210 228H211V227H210ZM17 229H18V228H17ZM31 229H32V228H31ZM40 229H39V230H40ZM66 229L69 230L70 228L68 229V226H67ZM78 229H79V228H78ZM80 229H81V228H80ZM90 229H91V228H90ZM93 229H92V230H93ZM104 229H105V228H104ZM104 229H103V230L101 229L102 231L100 230L101 233H103V231H105ZM156 229H157V228H156ZM214 229H213V231H215ZM18 230H19V229H18ZM20 230H21V228H20ZM47 230H48V229H47ZM47 230L45 229V231H47ZM49 230H48V231H49ZM64 230H65V229H64ZM67 230H66V231H67ZM87 230H88V228H87ZM98 230H99V229H98ZM119 230H120V229H119ZM128 230H129V231H128ZM133 230H134V227H133ZM136 230H137V229H135V233H134V234L137 233ZM145 230H147V229H146V225H145ZM148 230H149V229H148ZM148 230H147V231H148ZM150 230H151V229H150ZM161 230L163 231V229H160V231H161ZM168 230H169V229H168ZM171 230H172V229H170L169 231H167V230L165 229V230L163 231V233L160 232V231H158V233H159V234L161 233L160 235L162 236V235L164 234V232L167 231V233L169 232V235H170ZM208 230H209V233H210V230H211V232H212V229H208ZM233 230H234V229H233ZM22 231H23V230H21V234H23ZM31 231H32V230H31ZM40 231H42V230H40ZM61 231H62V230H61ZM70 231H71V232H74V231H72V230H70ZM76 231H77V229H76ZM90 231H91V230H90ZM100 231H98V232H100ZM120 231H121V230H120ZM126 231L123 230L124 233H125ZM138 231H139V230H138ZM156 231H157V230H156ZM173 231H174V230H173ZM176 231L178 232L179 230H176ZM217 231H218V230H217ZM25 232H26V231L24 230V233H25ZM64 232H65V231H64ZM64 232H62V233H64ZM83 232H85V230H84ZM95 232H96V231H95ZM132 232H133V231H132ZM143 232H144V231H143ZM174 232H175V231H174ZM177 232H176V233L171 232V233L175 234V237H176ZM180 232L182 233L183 231H180ZM180 232H179V233H180ZM215 232H216V231H215ZM215 232H214V233H211V234H215ZM14 233H15V232H14ZM29 233H30V232H29ZM34 233H36V231H35ZM34 233H33V235H34ZM40 233H42V235L44 234L43 232H39V234H40ZM47 233H49V232H47ZM47 233H46V236H47ZM50 233H51V232H50ZM60 233H61V232H60ZM80 233H81V232H80ZM90 233H91V232H89L88 234H90ZM101 233H99V234H101ZM115 233H116V232H115ZM144 233H145V232H144ZM144 233H143V234H144ZM150 233H151V232H150ZM154 233H155V232H154ZM158 233H157V236H158ZM167 233H166L165 236L168 237ZM179 233H178V235H179ZM181 233H180V235L183 234L182 236H186V235H184V233H182V234H181ZM187 233L189 234V232H187ZM207 233H208V232H207ZM36 234H38V232H37ZM36 234H35V235H36ZM54 234H55V233H54ZM54 234H53V235H54ZM57 234H59V232L56 233L55 236L52 235V237H54V238H51V240H46V237H45V239H44L45 241H40V242H39V239H40L41 237H40V238L38 237L39 239H38V240L36 239V240L39 242V244L36 246L35 249H33L34 252L32 251L33 254L31 253V257H30L29 251H26L27 248H28L27 245H28L29 243H28V244L26 243V244H27V245H26L25 242H28V241H27V240H29V238H28V239L24 242V244H25L24 246H26L27 248H26V249H25V247L23 248L26 252H28V254H29V257H28V258L25 257L26 255L24 256L25 253H23V255L21 254L20 256H17V257H15V258H12V259H11V257H12V256H11V255H12V252L9 251V252H11V255H9V253H8V255L11 256V257H8V255H7V257H8V259H7V258L4 256L6 253H1V252H0V256H1V254H3L1 257H4L3 259H0V264H72V263H73V264H76V263H75V260H81L83 257L80 259V256H82V254H84L83 251H81V249H78V250H77L76 247H75V243H77V242L79 243V242L81 241V238L79 237V238H80V241H78V240H75V241L71 240V241H73V242H70V240L67 239L68 241L63 242V243L61 242L62 245L60 244L61 246H59V244H58L59 247L57 248V246H55L56 248L54 249V245H56V244L58 243V240L60 239L59 237H58V239H57ZM69 234H71V233L69 232ZM75 234H76V232H75ZM83 234H84V233H83ZM99 234H97V235L99 236ZM117 234H118V233H117ZM132 234H133V233H132ZM132 234H131V232H130V235H131V236H133ZM146 234H147V232H146ZM185 234H186V233H185ZM188 234H187V235H188ZM27 235H30V234H27ZM40 235H41V234H40ZM42 235H41V236H42ZM95 235H96V234H95ZM97 235H96V236H97ZM120 235H121V234H120ZM120 235H119V236H120ZM125 235H126V233H125ZM128 235H129V234H127V236H128ZM130 235H129V236H130ZM137 235H138V234H137ZM151 235H152V234H150V236H149V234L147 235V236H149L148 239H149V238H153V237H151ZM160 235H159V237H160ZM178 235H177V237H178ZM190 235H191V233H190ZM37 236H38V235H37ZM44 236H45V235H44ZM50 236H51V235H50ZM50 236H49V237H50ZM58 236H59V235H58ZM68 236H69V235H68ZM79 236H81V234H80ZM92 236H94V235H92ZM115 236H116V235H115ZM122 236L124 237V235H122ZM122 236H121V238H123ZM138 236H139V235H138ZM154 236H155V234H154ZM163 236H164V235H163ZM163 236L160 237V238H162L161 240H163ZM165 236H164V238H165ZM28 237H29V236H28ZM35 237H36V236H35ZM66 237H67V235H66ZM71 237H72V234H71V236H70V239H71ZM73 237H74V236H73ZM73 237H72V239H74ZM85 237H86V236H85ZM90 237H91V236H90ZM135 237L137 238V236H135ZM141 237H143V235H141ZM141 237H138V238H137V241H138V239H140ZM159 237H158V238H159ZM171 237H172V236H171ZM171 237H170V238H171ZM175 237H172V238H175ZM187 237H189V236H187ZM187 237L184 238V239H188ZM259 237H261V235L258 236V239H259ZM14 238H15V237H14ZM16 238H17V237H16ZM19 238H20V237H19ZM21 238H22V237H21ZM24 238H25V237H24ZM43 238H44V237H43ZM88 238H89V237H88ZM92 238H93V240H94V237H92ZM92 238H91V241H92ZM113 238H114V237H113ZM117 238H118V236H117ZM119 238H120V237H119ZM121 238H120V239H121ZM124 238H125V237H124ZM126 238H127V237H126ZM130 238H131V237H130ZM156 238H157V237H156ZM160 238H159V239H160ZM180 238H181V237H179V239H180ZM228 238H229V237H228ZM47 239H48V238H47ZM49 239H50V238H49ZM83 239H84V238H83ZM89 239H90V238H89ZM96 239L99 240L98 237H96ZM96 239H95V241H96ZM114 239H115V238H114ZM127 239H128V238H127ZM127 239H126V240H127ZM132 239H133V238H132ZM134 239H135V238H134ZM145 239H147V238L145 237ZM145 239H143V242H145V243H143V244L149 243L148 240H146V241H148V242L144 241ZM167 239H169V238H167ZM177 239H178V238H177ZM177 239H174V240H172V241L175 242ZM182 239H183V237H182ZM207 239H208V237L205 239V241H206ZM258 239H257V238L255 239V240H257V241H254V242H256L255 244H260V242L257 243V242H258ZM262 239H264V237H262ZM20 240H21V239H20ZM20 240H19V241H20ZM36 240L33 241V239L31 238V241H33V244H35ZM121 240H122V239H121ZM126 240H125V241H126ZM130 240H131V239H130ZM130 240H129V241H130ZM141 240H142V239H141ZM141 240H139V241H141ZM150 240H151V239H150ZM154 240L156 241V240H158V239H154V238H153V241H154ZM161 240H160V241L158 240V241L161 242ZM169 240L171 241V239H169ZM169 240H168V241H169ZM213 240L215 241V239H213ZM31 241H30V242H31ZM110 241H111V240H110ZM110 241H109V243H110ZM114 241H116V239H115ZM114 241H113V242H114ZM137 241H136V242H137ZM153 241H152V242H153ZM163 241H164V240H163ZM170 241H169V243H172V241H171V242H170ZM177 241H178V240H177ZM177 241H176V243H177ZM227 241H228V239H227ZM227 241H226V243L224 244L223 248H224L225 245L227 244ZM14 242H15V240H14ZM92 242H93V241H92ZM92 242H91V243H92ZM121 242L123 243V240H122ZM121 242H120V243H121ZM131 242H133V241H131ZM134 242H135V241H134ZM150 242H151V241H150ZM180 242H181V244L183 243L182 240H181ZM203 242H204V241H203ZM212 242H211V243H212ZM261 242H262V241H261ZM36 243H37V242H36ZM82 243H83V242H82ZM109 243H107V244H109ZM122 243H121L120 245H123ZM156 243H157V241H156ZM184 243H185V241H184ZM204 243H205V242H204ZM204 243H203V246H202L203 248H204ZM12 244H13V243H12ZM14 244H15V243H14ZM21 244H22V243H21ZM33 244H31V246H29V247H32ZM89 244H90V242L87 243V249H88V247L90 246ZM93 244H94V242H93ZM110 244L112 245V243H110ZM110 244H109V246H110ZM117 244H118V243H117ZM124 244L127 246L128 244H130V242H129V243L127 242V244L124 242ZM135 244H136V243H135ZM137 244H138V242H137ZM143 244H142V245H143ZM162 244H163V243H162ZM164 244H165V242H164ZM174 244H175V243H174ZM178 244H180V243H178ZM181 244H180V246H184V245H185V244H184V245H183V244L181 245ZM261 244L264 245V243H261ZM261 244H260V245H261ZM29 245H30V244H29ZM102 245H103V244H102ZM115 245H116V244H115ZM132 245H133V244H132ZM167 245H168V244H167ZM167 245H166V246H167ZM212 245H213V244H212ZM9 246H10V245H9ZM20 246H21V245H20ZM73 246L75 247V249H74ZM104 246H105V245H104ZM117 246H119V245H117ZM159 246L162 247V246H161V243H160ZM174 246H175V245H174ZM205 246H206V244H205ZM12 247H13V246H12ZM102 247H103V246H102ZM105 247H106V246H105ZM122 247H123V246H122ZM122 247L120 246V249H119V248H116V246L113 247V248H116V249H118V250H121V249L123 250ZM124 247H125V246H124ZM134 247H136V245H134ZM153 247H154V246H153ZM164 247H165V246H164ZM164 247H162V248L164 249ZM172 247H173V244H172V246H169V245H168V249L166 248L167 250H169L168 252H170V249H171ZM177 247H178V246H177ZM208 247H209V246H208ZM18 248H19V247H18ZM33 248H34V246H33ZM79 248H80V247H79ZM81 248H82V247H81ZM108 248H109V247H108ZM108 248H105V249H108ZM111 248H112V246H111ZM126 248H127V247H126ZM130 248H131V246H130ZM223 248H222V250H223ZM20 249H21V248H20ZM20 249H19V250H20ZM31 249H32V248H31ZM85 249H86V248H85ZM100 249H101V248H100ZM103 249H104V248H103ZM105 249H104V250H105ZM166 249H165V250H166ZM206 249H208V248H206ZM206 249H205V250H206ZM29 250H30V249H29ZM71 250H73V251H71ZM104 250H103V252H105ZM130 250H131V249H130ZM173 250H175V249L172 248V251H173ZM205 250H204V251H205ZM222 250H221V252H222ZM253 250H254V249H253ZM21 251H22V250H21ZM30 251H31V250H30ZM49 251H53V253H51V256L48 255ZM67 251H70V253H67V255L64 256L62 253L65 252V254H66ZM98 251H100V250L98 249ZM106 251H107V250H106ZM163 251H164V250H163ZM198 251L200 252V250H198ZM198 251H195V252H193L192 254H190L188 257L185 258V260L181 261L180 264H193V262L195 263V261H196V260H195V257H196V254H197ZM14 252H15V251H14ZM14 252H13V254H14ZM113 252H115V249H114ZM165 252H166V251H165ZM221 252H220V253H221ZM250 252H251V250H250ZM253 252H254V251H253ZM21 253H22V252H21ZM109 253H110V252H109ZM109 253H108V254H109ZM115 253H116V252H115ZM129 253H130V252H129ZM160 253H161V252H160ZM220 253H219V255H220ZM15 254H16V252H15ZM17 254L19 255L20 253L18 252ZM17 254H16V255H17ZM28 254H27V256H28ZM68 254H69V255H68ZM112 254H113V253H112ZM165 254H166V253H165ZM198 254H199V253H198ZM257 254H258V253H257ZM262 254H264V253H262ZM44 255H46V256H44ZM94 255H95V253H94ZM98 255H99V254H98ZM106 255H107V254H106ZM110 255H111V254H110ZM121 255H122V254H121ZM128 255H129V254H128ZM219 255H218V257H217V259H216V261H215L214 264H217L216 262H217V260H218V258H219ZM246 255H247V254H246ZM66 256H67V257H66ZM87 256H88V255H87ZM116 256H117V255H116ZM124 256H125V255H124ZM124 256H123V257H124ZM149 256H150V254H149ZM149 256H148V257H149ZM155 256H156V255H155ZM244 256H245V255H244ZM249 256H250V255H249ZM263 256H264V255H263ZM263 256H262L261 258H263ZM93 257H94V256H93ZM117 257H118V256H117ZM254 257H255V256H254ZM257 257H258V256H257ZM99 258H100V257H99ZM109 258H110V256H109ZM120 258H121V257H120ZM125 258L127 259V257H125ZM197 258H198V257H197ZM197 258H196V259H197ZM199 258H201V256H200ZM242 258L245 259L246 257L244 258V257L241 256V259L239 258V260L237 259V261H240V260H241V261L243 262ZM252 258H253V256H252ZM88 259H89V258H88ZM95 259L97 260L98 258H95ZM95 259H94V260H95ZM106 259H107V258H106ZM106 259H104V260H106ZM111 259H112V255H111ZM123 259H124V258H123ZM247 259H248V258H247ZM247 259H246V260H247ZM257 259H259V258H257ZM91 260H92V259H91ZM91 260H88V261H91ZM119 260H122V258L119 259ZM124 260H125V259H124ZM194 260H195V261H194ZM86 261H87V259H86ZM122 261H123V260H122ZM122 261H120V264H121ZM251 261H252V260H251ZM256 261H257V260H256ZM261 261H264V260H261ZM123 262H124V261H123ZM197 262L199 263V259L197 260ZM242 262H240V263H242ZM245 262H247V261H245ZM248 262H249V260H248ZM248 262H247V264H248ZM254 262H255V261H254ZM198 263H197V264H198ZM240 263H239V264H240ZM243 263H244V262H243ZM243 263H242V264H243ZM252 263H253V262H252ZM259 263H260V261H259ZM261 263H263V262H261ZM261 263H260V264H261ZM195 264H196V263H195ZM232 264H233V263H232ZM244 264H245V263H244ZM263 264H264V263H263Z\"/></svg>",
    "mask_w": 264,
    "mask_h": 264
},
{
    "label": "water",
    "instance_id": "3",
    "mask_svg": "<svg viewBox=\"0 0 264 264\" xmlns=\"http://www.w3.org/2000/svg\"><path fill=\"white\" fill-rule=\"evenodd\" d=\"M235 3H238L237 1L232 0ZM245 8V6H243ZM247 9V8H245ZM264 10H261V12ZM257 14V13H256ZM256 14H249L246 13L245 16L239 21L237 24V32H239L241 29H243L249 21L253 18ZM243 50V49H242ZM209 77H210V68H208L207 72L204 76V82H203V97L206 96L207 88L209 85ZM203 113L201 114L199 118V122L197 124L196 129V146H197V156H196V169H195V178L197 179V182L199 184L198 189L201 192L200 199L197 203V215H196V222H195V228H194V234L192 238L180 249H178L174 254L163 256L156 261H154L151 264H180L181 261L185 260L186 257H188L190 254H192L195 251L202 250V244L205 239V230L203 226V221L205 219V214L207 210V183H206V177L202 170V155H203V142L200 138L201 128H202V120ZM260 134L264 135V126L260 129ZM260 139V136H256L254 139V144H256ZM264 176V163L261 166L260 170L258 171L254 181L250 185L247 193L245 194L241 204L239 205L238 209L236 210L233 218L229 222L225 232L223 233L217 247L215 248L212 256L210 257L207 264H214L219 253L221 252L224 244L226 243L228 237L231 235V232L233 231L236 223L238 222L239 218L243 214L247 204L251 200L252 196L254 195L255 191L260 185V182Z\"/></svg>",
    "mask_w": 264,
    "mask_h": 264
},
{
    "label": "built area",
    "instance_id": "4",
    "mask_svg": "<svg viewBox=\"0 0 264 264\" xmlns=\"http://www.w3.org/2000/svg\"><path fill=\"white\" fill-rule=\"evenodd\" d=\"M44 124V120L42 118L38 117H26L22 120L20 126L21 130L24 131L25 134L33 133L38 128L42 127ZM0 131L3 134H10L11 133V127L8 122H4L0 125Z\"/></svg>",
    "mask_w": 264,
    "mask_h": 264
}]
</instances>
